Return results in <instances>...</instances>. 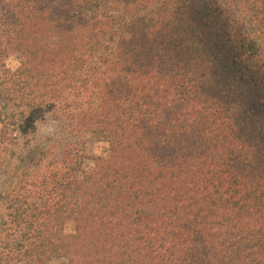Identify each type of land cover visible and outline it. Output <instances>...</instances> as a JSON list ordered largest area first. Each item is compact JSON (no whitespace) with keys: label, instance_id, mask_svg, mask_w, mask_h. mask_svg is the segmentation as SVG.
Wrapping results in <instances>:
<instances>
[{"label":"trees","instance_id":"trees-1","mask_svg":"<svg viewBox=\"0 0 264 264\" xmlns=\"http://www.w3.org/2000/svg\"><path fill=\"white\" fill-rule=\"evenodd\" d=\"M0 264H264V0H0Z\"/></svg>","mask_w":264,"mask_h":264},{"label":"rangeland","instance_id":"rangeland-1","mask_svg":"<svg viewBox=\"0 0 264 264\" xmlns=\"http://www.w3.org/2000/svg\"><path fill=\"white\" fill-rule=\"evenodd\" d=\"M7 67L13 69L17 66L15 55L6 58ZM58 113L45 111L37 116L32 124L34 128H27L25 131H19V136L28 137L32 142L37 143L41 148L47 149V158L56 160L60 157L62 148L68 145H74L80 152L86 155L104 154L106 144L87 137L83 144L78 143V138L74 132L72 122L65 112ZM65 232L72 231V223L67 221L64 225Z\"/></svg>","mask_w":264,"mask_h":264}]
</instances>
